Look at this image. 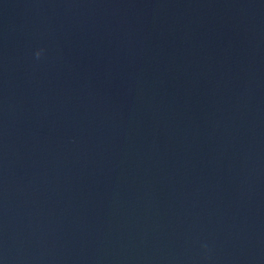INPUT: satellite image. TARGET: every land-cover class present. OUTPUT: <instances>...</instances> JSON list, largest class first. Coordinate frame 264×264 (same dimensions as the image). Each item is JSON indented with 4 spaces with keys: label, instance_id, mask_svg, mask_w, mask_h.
Wrapping results in <instances>:
<instances>
[{
    "label": "water",
    "instance_id": "water-1",
    "mask_svg": "<svg viewBox=\"0 0 264 264\" xmlns=\"http://www.w3.org/2000/svg\"><path fill=\"white\" fill-rule=\"evenodd\" d=\"M0 264H264V0H0Z\"/></svg>",
    "mask_w": 264,
    "mask_h": 264
},
{
    "label": "clouds",
    "instance_id": "clouds-1",
    "mask_svg": "<svg viewBox=\"0 0 264 264\" xmlns=\"http://www.w3.org/2000/svg\"><path fill=\"white\" fill-rule=\"evenodd\" d=\"M43 50L41 49V50H38L37 52H36V56L37 57H39L40 55H41V52H42Z\"/></svg>",
    "mask_w": 264,
    "mask_h": 264
}]
</instances>
